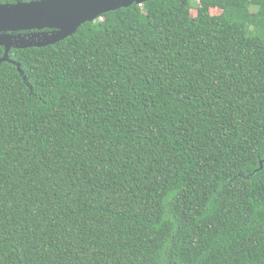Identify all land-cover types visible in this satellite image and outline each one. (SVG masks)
<instances>
[{
	"label": "trees",
	"instance_id": "16d2710c",
	"mask_svg": "<svg viewBox=\"0 0 264 264\" xmlns=\"http://www.w3.org/2000/svg\"><path fill=\"white\" fill-rule=\"evenodd\" d=\"M9 58L0 264H264V0H149Z\"/></svg>",
	"mask_w": 264,
	"mask_h": 264
},
{
	"label": "water",
	"instance_id": "95a60500",
	"mask_svg": "<svg viewBox=\"0 0 264 264\" xmlns=\"http://www.w3.org/2000/svg\"><path fill=\"white\" fill-rule=\"evenodd\" d=\"M149 0H32L0 3V45L5 48L0 63L10 61L12 48L44 47L74 34L86 22L103 14ZM49 29L50 32L42 30ZM39 30L40 32H33ZM32 31L29 34L23 32ZM17 65L24 75L21 64ZM262 169L264 160L260 162Z\"/></svg>",
	"mask_w": 264,
	"mask_h": 264
},
{
	"label": "rangeland",
	"instance_id": "374dc122",
	"mask_svg": "<svg viewBox=\"0 0 264 264\" xmlns=\"http://www.w3.org/2000/svg\"><path fill=\"white\" fill-rule=\"evenodd\" d=\"M253 10H255V8L252 7ZM212 14L217 15L220 14L222 11L220 9H212L211 10ZM193 15L196 14V8L194 7V9L192 10Z\"/></svg>",
	"mask_w": 264,
	"mask_h": 264
},
{
	"label": "flooded vegetation",
	"instance_id": "af4514ba",
	"mask_svg": "<svg viewBox=\"0 0 264 264\" xmlns=\"http://www.w3.org/2000/svg\"><path fill=\"white\" fill-rule=\"evenodd\" d=\"M42 31H44V32H50V30L49 29H44V30H42ZM30 32H32V31H27V32H23L24 34H29ZM33 32H40L39 30H36V31H33Z\"/></svg>",
	"mask_w": 264,
	"mask_h": 264
}]
</instances>
